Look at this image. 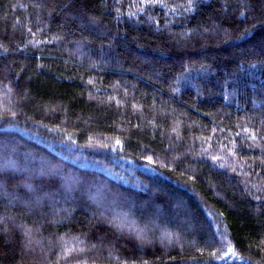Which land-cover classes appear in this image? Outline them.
Here are the masks:
<instances>
[{
  "label": "trees",
  "instance_id": "obj_1",
  "mask_svg": "<svg viewBox=\"0 0 264 264\" xmlns=\"http://www.w3.org/2000/svg\"><path fill=\"white\" fill-rule=\"evenodd\" d=\"M0 264H264V0H0Z\"/></svg>",
  "mask_w": 264,
  "mask_h": 264
},
{
  "label": "rangeland",
  "instance_id": "obj_2",
  "mask_svg": "<svg viewBox=\"0 0 264 264\" xmlns=\"http://www.w3.org/2000/svg\"><path fill=\"white\" fill-rule=\"evenodd\" d=\"M225 257H226V258H228V257H229V254H228V255H226Z\"/></svg>",
  "mask_w": 264,
  "mask_h": 264
}]
</instances>
